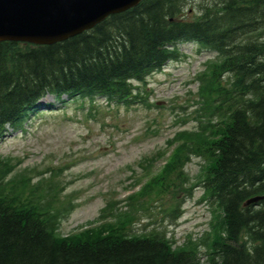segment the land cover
<instances>
[{"label":"trees","instance_id":"trees-1","mask_svg":"<svg viewBox=\"0 0 264 264\" xmlns=\"http://www.w3.org/2000/svg\"><path fill=\"white\" fill-rule=\"evenodd\" d=\"M188 3L197 8L193 16L185 14ZM184 40L217 55L203 77L210 117L198 131L179 133L145 187L159 191L192 155L205 156L201 184L218 209L207 248L173 249L163 232L134 231L129 212L60 236L58 208L24 204L0 183V264H264V199L244 204L264 194V0H141L52 44L1 40L0 136L21 127L46 94L60 102L63 95L135 102L132 80L144 82L176 58Z\"/></svg>","mask_w":264,"mask_h":264},{"label":"rangeland","instance_id":"rangeland-1","mask_svg":"<svg viewBox=\"0 0 264 264\" xmlns=\"http://www.w3.org/2000/svg\"><path fill=\"white\" fill-rule=\"evenodd\" d=\"M189 4L185 14L193 16L197 8ZM176 46L175 59L145 82L134 81L140 97L131 104L99 95L64 96L62 103L46 94L21 127H8L0 136V183L24 204L58 208L60 236L129 212L134 231H159L172 246L206 249L218 212L200 183L208 159L192 155L179 174L173 171L163 187L157 184L159 191L145 187L161 173L179 133L198 131L210 117L203 109V77L217 55L195 41Z\"/></svg>","mask_w":264,"mask_h":264},{"label":"water","instance_id":"water-1","mask_svg":"<svg viewBox=\"0 0 264 264\" xmlns=\"http://www.w3.org/2000/svg\"><path fill=\"white\" fill-rule=\"evenodd\" d=\"M140 0H0V40L52 44ZM264 195L249 197L245 204Z\"/></svg>","mask_w":264,"mask_h":264},{"label":"bare ground","instance_id":"bare-ground-1","mask_svg":"<svg viewBox=\"0 0 264 264\" xmlns=\"http://www.w3.org/2000/svg\"><path fill=\"white\" fill-rule=\"evenodd\" d=\"M258 195H264V194H258ZM246 201V200H245ZM245 201H244V203H245Z\"/></svg>","mask_w":264,"mask_h":264}]
</instances>
